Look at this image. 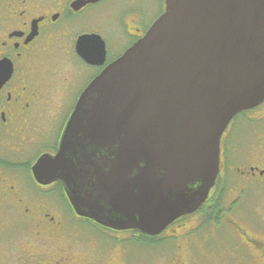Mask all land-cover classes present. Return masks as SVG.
<instances>
[{"label": "flooded vegetation", "instance_id": "obj_1", "mask_svg": "<svg viewBox=\"0 0 264 264\" xmlns=\"http://www.w3.org/2000/svg\"><path fill=\"white\" fill-rule=\"evenodd\" d=\"M164 10L165 0H0V60L11 66L0 83V264H159L154 251L162 264H264V155L236 148L234 128L205 200L156 235L78 215L59 181L33 172L57 153L84 88ZM54 96L62 106L43 129Z\"/></svg>", "mask_w": 264, "mask_h": 264}, {"label": "water", "instance_id": "obj_2", "mask_svg": "<svg viewBox=\"0 0 264 264\" xmlns=\"http://www.w3.org/2000/svg\"><path fill=\"white\" fill-rule=\"evenodd\" d=\"M10 70L0 60V83ZM262 102L264 0H165L84 88L57 153L33 172L59 181L78 215L156 234L205 200L223 131Z\"/></svg>", "mask_w": 264, "mask_h": 264}, {"label": "rangeland", "instance_id": "obj_3", "mask_svg": "<svg viewBox=\"0 0 264 264\" xmlns=\"http://www.w3.org/2000/svg\"><path fill=\"white\" fill-rule=\"evenodd\" d=\"M87 75H88V73L85 74V79H87L86 78ZM53 94H55V93H53ZM54 98H55V96L53 98L49 99V101H48L49 103H46L43 105L42 114H41V116H42L41 123H42L43 129H46L47 125H52L54 123V121H53L54 113H55L56 109L59 108V106H62V105H59L57 100H55ZM71 105H72L71 103H67L65 105L64 111L65 112L68 111L69 108L71 107ZM245 117L250 119L252 122L250 123L248 121L249 122V125H248V124H246V120H243L242 118L236 119L235 122H237V123L234 125V131H233L235 133L232 134V132H228L227 135L230 136L231 139H232V136H233V139H235V138L238 139V138H241V133H243L244 130H246L245 125L253 126V127H255L254 129L258 128V131L246 130V131H248V132H246V134L248 136V140L247 139L246 140L248 143L246 144L245 139L241 138L242 139L241 141H243V143H240V144H242L241 148L245 146L246 148H248L247 151L248 150L252 151L251 149L253 148L256 151H259V155L262 156V155H264V145L259 144L257 142V135L260 136L258 138V141H259V139H260V141H262V139L264 138V103L258 107L252 108L248 113H246ZM59 120L54 125V131L59 130V123L61 122V120L60 121ZM236 135H237V137H236ZM251 142H253V143H252L251 147H249ZM259 215H261V214H259ZM160 258L161 257H158V253H156V251H154L150 255V262L158 261L159 264H162L163 261H161ZM144 262H147V261L144 260ZM213 264H215V263H213Z\"/></svg>", "mask_w": 264, "mask_h": 264}, {"label": "trees", "instance_id": "obj_4", "mask_svg": "<svg viewBox=\"0 0 264 264\" xmlns=\"http://www.w3.org/2000/svg\"><path fill=\"white\" fill-rule=\"evenodd\" d=\"M249 111H243V112H240V113H238L236 116H234V123H233V125L232 126H234L237 122H235V120L236 119H243V120H246V124H248L249 125V122L251 123L252 121L250 120V119H248V118H246L245 117V115H246V113H248ZM249 121V122H248ZM245 128H246V130H250V131H252V130H254V128L255 127H253V126H247V125H245ZM244 128V129H245ZM246 130H244V132L243 133H241V138L243 139H245V141H246V143H248L247 142V140H248V136H247V134H246V132H248V131H246ZM238 132V131H237ZM235 132H233L232 134H234ZM246 137V138H245ZM241 138H238L239 139V141H238V143H237V139H236V143H235V146H236V148H238L239 149V147H241V145L242 144H240V143H243V141H241L242 139ZM247 139V140H246ZM243 148V147H242ZM208 215H210V214H212V212L211 213H207Z\"/></svg>", "mask_w": 264, "mask_h": 264}]
</instances>
